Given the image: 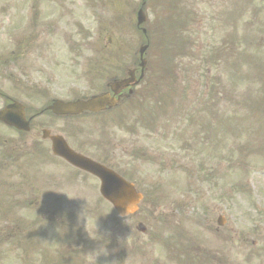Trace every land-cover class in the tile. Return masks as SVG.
Here are the masks:
<instances>
[{
	"label": "rangeland",
	"instance_id": "374dc122",
	"mask_svg": "<svg viewBox=\"0 0 264 264\" xmlns=\"http://www.w3.org/2000/svg\"><path fill=\"white\" fill-rule=\"evenodd\" d=\"M63 1L65 0L61 1L62 4ZM113 1L115 5L111 3L110 0H103L104 8L101 12L112 14L116 7V9L124 10V16L126 19L129 16L128 12H130L129 18L134 21L135 12L140 0ZM174 1L175 2L173 6L164 16L169 26H171L172 24L173 15L177 7L176 0ZM243 1V3L250 2V7L243 11L241 25L242 23L249 22L250 20H253L254 22L257 21L252 14V11L255 10H257L260 18H264V0ZM202 2L205 3L201 4ZM66 3L69 6L76 5L74 0L73 2L72 0H67ZM79 3L80 5L85 4L83 1H79ZM196 3L205 5V7L200 6L197 13L204 14L205 20L209 21L210 15L216 11V7L221 4V0H199ZM229 3V0H223V4L225 5V7H227ZM23 4L24 0H0V6H3L5 9L3 11V14L0 16V25H11V21L6 20H10V17L13 16V10H16V13H18V15H27L25 14L26 12L29 13L27 4ZM52 4L53 3H50V5ZM90 4L98 7L97 0H90ZM5 5L9 6L10 10H7L8 7H6ZM208 5H215L216 7H208ZM10 6H12L13 8H11ZM153 6V0H148L147 4H145L144 10L148 17V20L152 18V15H154L155 7ZM64 10L60 12H64V16L67 19H70V21H74L76 19V11L73 8H71L72 12L69 8H64ZM51 17L53 18L55 17V15L51 14ZM27 18L30 19L29 17ZM43 18L50 20L49 18H47V15L40 19ZM16 20H19L18 16H16ZM1 22L3 23L1 24ZM63 26H65L66 28H64L60 32V34L62 35L63 32H69V35H72L69 42L77 40V43L82 46V48L79 50L81 54L74 55L75 50H70L67 47V44L64 43L60 38V34H57L55 36L52 35L49 44H43L42 39L40 38L41 36L36 38V43H34L36 49H34L33 54L35 65L30 68V71H32L31 75L33 83L35 84L36 88H46L52 95L60 97H68L71 93L74 92H87L88 94H90L91 92H93L91 90H94V88H90L88 81L81 76V74L84 73L86 58L89 57L93 51H95V49H91L94 45L90 42L93 41V38L95 36H98L99 38L107 36L109 34V28H101L99 24H97V20H91L88 17H86L83 22H77L75 26L74 23H72V27L71 24ZM77 26L81 27V32H83L84 34L79 35V38H77V34H75ZM247 28L248 27H244V29ZM1 29L2 30L0 31V35L2 37H5L4 39H2V43L8 44L9 42L7 39L10 34L6 33V26ZM251 29L252 31L250 33V36L252 37L254 43H256L259 48H262V50H264V38L261 39V36L264 37V27H256L254 25V27H251ZM117 35V31L113 33L110 29V39L112 40V44L110 45V52L114 46L113 42L115 38H117L118 45H125L127 50L131 53L136 51L137 48L135 49V47L137 44L134 35L137 34L134 31H129V29H126L124 34L120 36ZM218 38L219 37L211 36V41H216ZM121 39L122 41L126 42L123 43ZM148 62L151 63L148 68L154 71V68L152 66L154 65L153 61ZM176 62L178 67L184 72L187 71V66H191V61L186 57H180ZM261 62L264 63L263 60H261ZM245 65H243V67ZM224 67L225 64L222 61L214 66H209L210 73L208 76L210 84L211 81H215L217 77H219L222 82L226 83V87L222 89V100L220 103V106L223 108L225 114L227 115L225 118L226 123L232 124L234 122H240L241 115H256L254 111L253 114H251L250 111H248L249 109L246 105L244 107H239L238 105L233 104L231 100L241 99L242 93L244 96L246 95L245 97H248V92V94L254 95V98L256 97V93L261 94L262 101L264 102V94H262V91L260 89V78H258L259 83H255V88H251L248 87L247 83L239 81L234 82L232 80V77L228 72L229 69L233 68L232 65L229 64L226 69ZM249 67H259V63L258 65L254 62L250 63ZM200 83L205 82H202V80H200ZM216 87H218V85H216ZM202 91L203 90H201V92ZM180 95L181 94L178 93L177 101H180ZM197 99H199V97L196 95L195 100ZM234 103L237 104L240 102L235 101ZM261 108L264 113V103H262ZM234 113L236 114L232 115ZM198 115L200 116V118L204 116L200 111H198ZM262 124L264 126V119ZM242 125L243 124L235 125L234 127H226V133L230 137V140L231 137H236L239 133H241V131H243ZM112 131L117 136H121L123 134L122 131H118L116 129ZM167 137L168 139L162 140L160 137H158V135H154V133H152L151 138L140 136V143H147L145 144L148 151L147 155L151 160L145 161L144 163L142 161H137V165L128 162L125 163L123 167L125 171H122L124 173L130 171L133 172L134 178L137 181V188L139 191H141L145 196L147 194H150L153 195L155 199L160 198L159 202L157 199L156 203L155 199H152L150 202L149 198H144L143 202L141 203V212H138L134 217L125 220H121L116 217V220L114 217L116 216L115 213L110 209L108 205L101 204L99 206L98 203H95L93 198L78 199L82 198V195L76 191L80 190V186H85L84 184L80 183V180H75L73 181V184L66 186L65 194L69 197L70 195L74 196L70 199H67V203L69 202V200L75 197H78L77 200L79 201V203L76 204H65L67 210L75 211L73 228L77 229L78 224L83 227V233L88 236L90 242H92L95 246L94 249L90 250L87 253V255H84V257L86 258L84 264H176L175 262H173V260H171V250L169 246L166 245V237L171 233L173 228L171 222L173 225L180 224V226L183 227L184 225H186L188 228L196 230L198 227L190 223L185 224V220H183V218L190 211V203H192L193 211L188 217L201 219L200 213L202 212V207L204 210V207L206 205L205 203H202V197L206 195H218L217 193H215V190L218 191V189L217 187L212 186L210 188V192L206 190L202 183L198 182V173L196 171H194L192 176L187 180L190 181L191 179H193V182L191 184L182 182L180 185H172L171 180L173 179V176H171V174H173V172L169 171V168L165 165V162L166 158H170V156L176 151L171 144V136L169 135ZM231 148L234 149V147ZM247 148L251 149L253 148V146L248 144ZM209 149L210 152L219 157L220 141L217 139L214 145L213 143H211ZM157 156H159L160 158L158 159V163L156 165L155 162ZM125 159H128V157H124L122 155L115 156V160H117L118 162H122ZM225 165L226 166L224 168L227 169V180L225 181L224 185L222 184L220 187L221 194L237 195L233 186V183L235 182L234 176L237 172L234 167H231V160ZM167 178L168 181L165 182ZM176 206L178 207V209H176ZM78 216L80 217V219L76 221V218ZM142 217H144V221H142L146 225L148 224L147 231L144 234L139 233L135 229L137 221L142 219ZM52 232L55 233V231ZM56 235H59V232H56L52 237H56ZM157 238L160 241L157 240ZM77 242L82 245L88 244L84 236H82L81 239L78 238ZM74 247L75 249H77L78 244H76ZM138 252H141V254L138 255ZM125 254L128 255L126 256ZM11 258H13L12 255ZM92 258H94L95 262H90Z\"/></svg>",
	"mask_w": 264,
	"mask_h": 264
},
{
	"label": "flooded vegetation",
	"instance_id": "af4514ba",
	"mask_svg": "<svg viewBox=\"0 0 264 264\" xmlns=\"http://www.w3.org/2000/svg\"><path fill=\"white\" fill-rule=\"evenodd\" d=\"M109 62H110V53H109ZM12 100H18L21 101L22 103L24 102V108L26 114L29 111V95L24 94L23 91H17L14 92V94L9 97L7 96V99L0 104V109L4 108L6 105H8ZM29 117V115H27ZM30 130L28 132H21L15 128L9 127L4 125L3 123L0 122V131H3L7 133L10 138H2V135L0 134V146L3 144L2 148H5L6 151V161H10V163L16 168L18 165H24L27 163L29 166L31 163L34 161V156H35V141H34V121L33 118H30ZM108 141L110 143V137L102 138V142ZM41 145H48L49 142L45 141L43 143H40ZM110 149V145H109ZM37 153L41 157H47L50 155L49 151L47 150H37ZM101 157L104 158V155L102 152L100 153ZM53 169L54 171L57 170H62V167L65 165V162L60 159L57 156H53ZM1 169V168H0ZM1 177V176H0ZM9 196L4 195V188H3V182L0 178V204L3 203L4 200L9 199ZM12 198V197H11ZM225 209L227 207L225 206Z\"/></svg>",
	"mask_w": 264,
	"mask_h": 264
},
{
	"label": "water",
	"instance_id": "95a60500",
	"mask_svg": "<svg viewBox=\"0 0 264 264\" xmlns=\"http://www.w3.org/2000/svg\"><path fill=\"white\" fill-rule=\"evenodd\" d=\"M67 155L74 163H80V160L74 158L68 152ZM104 194L106 197L110 196V201L122 213L125 212L130 201L134 203L136 202V195L134 194V192L129 188L122 189L119 183L112 176H110V190L108 181L106 179L104 180Z\"/></svg>",
	"mask_w": 264,
	"mask_h": 264
},
{
	"label": "clouds",
	"instance_id": "9594fccd",
	"mask_svg": "<svg viewBox=\"0 0 264 264\" xmlns=\"http://www.w3.org/2000/svg\"><path fill=\"white\" fill-rule=\"evenodd\" d=\"M135 210V203L130 201L123 215L127 218L129 215L133 214Z\"/></svg>",
	"mask_w": 264,
	"mask_h": 264
}]
</instances>
